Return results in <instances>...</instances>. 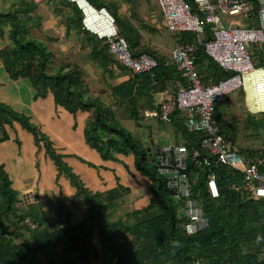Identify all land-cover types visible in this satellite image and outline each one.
<instances>
[{
  "label": "trees",
  "instance_id": "16d2710c",
  "mask_svg": "<svg viewBox=\"0 0 264 264\" xmlns=\"http://www.w3.org/2000/svg\"><path fill=\"white\" fill-rule=\"evenodd\" d=\"M87 1L94 8H105L113 15L120 36L135 56L149 54L160 63L154 77L151 73L132 75L110 51L107 40L85 30L83 13L71 3L74 7L73 14L67 19V32L79 30L88 40L89 57L85 58L97 64L103 76L108 75L113 81L125 71L129 74L125 82L113 83L111 87L116 105L107 106L100 98L90 97L84 79L86 74L81 67L72 64L67 57L59 61L47 43L37 37L34 30L42 28V19L36 15L40 5L31 0H22L9 11L0 10V36L8 28L10 42L8 48L0 50V61L13 81H30L37 98L52 95L56 106L71 114L91 113L85 131L87 144L105 161L114 160L115 153L133 154L137 170L152 182L151 204L144 211L111 221L109 217L116 210L118 196L104 197L105 194L93 193L86 188L63 156L57 153L50 138L28 116L0 101V144L10 141V132L16 124L20 125L32 134L40 149L46 150L59 176H65L76 189L74 197L58 199L55 218H52L43 211V205L22 206L20 193L13 188L5 167L0 165V264H94L100 261V251L113 264H264V255H261L264 253V200H251L245 192L229 188L231 183L240 187L242 176L233 175L230 170L216 165L215 159L205 152L200 153L198 162L191 161L189 167L194 180V197L204 204L210 225L196 235H188L182 203L174 198L165 180L157 174L155 154L168 146H185L191 155L207 135L190 131L187 118L177 110L169 122L153 121L171 125L178 143L158 149L145 147L120 125L121 120L115 115L116 110H124L139 123L144 111L140 104L143 99L162 94L164 100H173L178 84H186V79L175 68L166 65L168 55L160 56L145 46L141 47L140 29L129 19L125 24L112 5L100 0ZM186 1L196 11L193 0ZM135 14L133 17L139 21V13ZM206 35V41L210 40L209 26H206ZM177 38V44L193 41L192 34L177 35ZM253 57L257 67L264 66L261 51L255 50ZM197 67L206 85L217 84L230 76L208 57L203 48L197 55ZM241 93L244 96L243 91ZM230 99L231 96L226 103ZM223 104L217 105L215 119L221 133L238 146L233 124L224 118ZM152 108L154 105L149 109ZM250 120H253L251 123L255 129L264 126V123L259 126L254 119ZM17 143L21 145L18 140ZM242 153L264 157V151ZM213 173L221 187L218 199H212L206 190L208 177ZM80 200L85 204V214L74 223L72 218ZM96 237L98 243L94 241Z\"/></svg>",
  "mask_w": 264,
  "mask_h": 264
},
{
  "label": "built area",
  "instance_id": "2783aa9c",
  "mask_svg": "<svg viewBox=\"0 0 264 264\" xmlns=\"http://www.w3.org/2000/svg\"><path fill=\"white\" fill-rule=\"evenodd\" d=\"M37 5L49 0H31ZM76 4L83 13L86 31L110 43V51L130 70L132 75L151 73L160 67L159 61L149 54L135 56L120 31L113 15L107 9H96L87 0H66ZM87 2L93 11L87 13L79 4ZM164 17L165 28L174 35L192 34L193 41L177 44L166 65L175 68L186 79L178 84L173 100H162L154 108L143 111L145 120L169 122L172 114L180 110L187 118L190 131L206 134L199 148L190 152L185 146H168L155 154L154 165L157 174L165 180L167 189L182 203V214L187 220L186 232L196 235L206 230L210 220L205 206L194 197V180L189 167L191 161L198 162L201 152L213 157L216 165L230 170L233 175L242 176L240 187L230 184L229 188L243 191L249 199L264 200V157L242 154L220 131L215 119L218 104L226 103L237 91L245 93V102L252 115L264 114L256 109L262 98L264 105V66H256L254 47L264 54V0H193L196 11L186 0H157ZM256 11V12H255ZM102 16L105 22L97 24L95 18ZM221 16L242 17L245 25L231 23L228 27ZM206 26L210 28L211 39L206 41ZM203 48L229 78L217 84L206 85L199 74L197 55ZM248 86L255 95L250 103ZM208 164V163H206ZM206 190L212 199L221 195L217 175L208 177ZM34 227H32L33 229Z\"/></svg>",
  "mask_w": 264,
  "mask_h": 264
},
{
  "label": "crops",
  "instance_id": "0c3cea01",
  "mask_svg": "<svg viewBox=\"0 0 264 264\" xmlns=\"http://www.w3.org/2000/svg\"><path fill=\"white\" fill-rule=\"evenodd\" d=\"M20 1L22 0H0V10L9 11ZM103 1L112 5L118 11L120 18L122 16L127 18L128 16L125 15L127 10L133 9L130 2L126 0ZM73 7L74 5L66 0H49L48 3L38 6L36 15L42 19V26L46 25L47 38L52 39V42L50 40L54 48L52 50L56 53L58 60L61 61L67 57L72 64L81 67L86 74L84 79L86 86L90 89L89 96L100 98L107 106H114L116 100L111 94V87L113 83L125 82L129 74L125 71L113 81L108 75L104 77L102 70L93 61L87 59L88 57L81 59L83 48L79 41L84 37L76 29H71L68 34L66 28L67 19L73 14ZM130 11L128 19L134 24L138 20ZM133 11L139 13L136 9ZM130 16L133 19H130ZM151 19L155 26L149 30V33L155 36L152 41L150 38L145 41L143 34L145 31L139 30L142 37L140 46H145L160 56L168 55L169 57L177 45L178 38L176 36V43L172 50L166 48L167 46L163 47L160 39H155L156 34L158 36L160 30L165 28L163 14L155 11ZM4 31L5 34L0 36V50L10 46L8 28ZM61 38L64 44H60ZM67 44L69 47L65 46ZM75 48L77 49L73 51ZM66 49L69 50V54L65 52ZM150 98L141 101L140 104L144 110L164 99L162 94H155ZM0 101L28 116L31 122L50 138L57 153L63 156L65 163L79 176L86 188L93 193L105 194L104 197L118 196L116 210L111 214L113 218L111 221L125 219L128 214L144 211L150 206L153 196L152 182L137 170L133 154L126 156L115 153L114 160L105 161L96 149L87 144L85 131L91 113L80 111L77 114H71L62 107L56 106L52 95L37 98V92L31 82L25 79L13 81L1 61ZM141 118H143L142 114ZM10 137V141L0 144V165L5 167L12 180L13 188L20 193L22 206L43 205V211L55 218L58 199L74 197L76 189L66 177L59 176L46 150L36 145L32 134L16 124L15 129L10 132ZM17 140L21 145H18ZM147 142L144 143L145 146H149ZM151 144L153 145L154 142L151 141ZM79 203L82 201L80 200ZM83 207L82 209H85V206ZM81 213L80 208L75 212L72 220L79 222L81 218L77 217V214Z\"/></svg>",
  "mask_w": 264,
  "mask_h": 264
},
{
  "label": "rangeland",
  "instance_id": "374dc122",
  "mask_svg": "<svg viewBox=\"0 0 264 264\" xmlns=\"http://www.w3.org/2000/svg\"><path fill=\"white\" fill-rule=\"evenodd\" d=\"M97 2L96 0H92ZM103 1V0H100ZM125 1V0H122ZM127 2H130L132 8L137 11H139V17L140 20L135 22L134 24L139 28L141 31L144 30V39L151 41L153 40L155 34H150L149 30L153 29V26H155L151 22L152 18V13L157 11V13H161V10L159 8L157 0H126ZM105 2V1H104ZM106 2H110L109 0H106ZM139 10H138V9ZM133 9H128L125 15L129 17V11L130 13L134 16L135 11ZM127 18L121 17V19L124 20L125 24L127 22ZM131 17V16H130ZM146 17L148 19H146ZM130 19H133L132 17ZM222 22L225 26H229L231 23H240L245 25V20L242 17H227V16H221ZM63 20V18H62ZM143 24H145L143 26ZM164 27V26H163ZM48 29V28H47ZM35 34L37 37L46 42L48 45V49L52 50L54 49L53 46L51 45V42L47 38V33H46V25L42 26L41 29H35ZM55 32V31H54ZM58 35L57 33H55ZM49 35V34H48ZM155 39H160L162 42V46L166 47L170 50L174 48V45L176 43V35L170 33L166 28H162L160 30V33H158V36L156 34ZM83 41H86L85 43H82L81 38L79 41V44L83 48L82 55L83 57L81 58L84 60V57H89V42L87 39L82 38ZM144 41V42H145ZM64 40L61 38V43L64 44ZM67 47V45H65ZM64 46V47H65ZM85 48V50H84ZM77 48L73 49L76 50ZM253 49L256 50L257 52L259 49L257 47L253 46ZM53 51V50H52ZM67 54H69V50L66 49L65 51ZM51 71L53 69L51 68ZM120 74V73H119ZM221 107L223 111L224 118L229 122L233 124V131L237 135V145L240 150L242 151H264V126H260L261 123H264V114H257V115H251L248 113L247 105L244 99L243 94L241 91H237L231 95V99L228 103H224ZM116 117L121 120L120 125L124 127L128 132H130L133 137L140 141L143 145L145 142L149 143L150 147H154L155 149H158L159 147H164L168 146L172 143H176V137L174 138V128L171 127L169 124H161L157 123L153 120L151 121H145L143 118H139V123H136L133 119H131L129 116L130 114L124 110L121 111H115ZM254 119L256 123L260 127L256 128L252 126L253 123H251ZM140 123L142 125H140ZM149 125V127H148ZM150 135H152L150 139ZM151 141L154 142V144H151ZM182 140H179L181 142ZM147 147V146H145ZM243 154V153H242ZM136 165V164H135ZM65 177V176H64ZM69 205V204H68ZM85 206L84 203H79V206L76 210H79L81 208L82 213L77 214V217L82 218L85 214V209H82V207ZM70 207V206H69ZM84 208V207H83ZM110 220L113 218L110 216ZM114 218L116 216L114 215ZM76 223V222H74ZM95 243H98V238H95ZM101 258L99 262H96L94 264H113L112 261L105 256L103 252L100 251Z\"/></svg>",
  "mask_w": 264,
  "mask_h": 264
},
{
  "label": "bare ground",
  "instance_id": "6f19581e",
  "mask_svg": "<svg viewBox=\"0 0 264 264\" xmlns=\"http://www.w3.org/2000/svg\"><path fill=\"white\" fill-rule=\"evenodd\" d=\"M86 3H87V2L81 1L79 4L82 6V8L85 9V11H86L87 13H90V12L93 11V10H92V8L90 7V5L87 6ZM95 19H96V21H97V24H99V25H102V23L105 22V20H104V18H103L102 16H99L98 18H95ZM247 89L249 90V97H248V100H249V102L251 103V102H252V98H253L254 95H255V90H254V88H252V87H250V86H248ZM262 102H263V101H262V98L259 99V100L257 101V104H258V105H256V109H258L259 111L263 109V106H264V105L262 104Z\"/></svg>",
  "mask_w": 264,
  "mask_h": 264
},
{
  "label": "clouds",
  "instance_id": "9594fccd",
  "mask_svg": "<svg viewBox=\"0 0 264 264\" xmlns=\"http://www.w3.org/2000/svg\"><path fill=\"white\" fill-rule=\"evenodd\" d=\"M79 8V7H78ZM80 9V8H79ZM244 93V92H243ZM244 98H245V93H244Z\"/></svg>",
  "mask_w": 264,
  "mask_h": 264
}]
</instances>
